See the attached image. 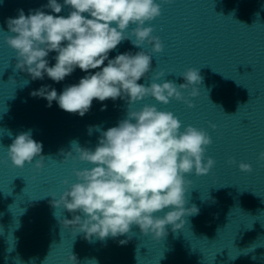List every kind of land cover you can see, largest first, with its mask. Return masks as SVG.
<instances>
[{
  "label": "water",
  "instance_id": "95a60500",
  "mask_svg": "<svg viewBox=\"0 0 264 264\" xmlns=\"http://www.w3.org/2000/svg\"><path fill=\"white\" fill-rule=\"evenodd\" d=\"M157 2L161 15L146 26L154 28L164 50L154 53L151 45L142 46L153 58L152 70L138 83L148 85L163 71L157 83L170 80L179 85L185 82L180 76L188 68H198L203 81L196 86L195 98L189 96L192 86L182 90L195 105L192 108L174 99L161 104L152 97L131 107L139 110L149 104L171 111L182 126L192 125L210 135L205 159H214V167L206 175L193 172L187 177L191 185L185 207L195 205L198 214L185 217L181 230L173 232L167 226L161 240L142 234L138 226L103 241L88 240L84 233L62 226L60 221L71 220L74 214L62 206L54 208L51 195L58 199L66 190L65 179L69 185L76 182L74 169L92 165L72 157L64 161L61 150L71 151L73 141L94 149L101 131L126 118L127 102L93 100L81 117L62 110L56 101L48 107L46 99L33 97L31 93L43 85L59 95L89 73L76 68L57 83L47 75L32 80L16 69L15 51L5 42L11 35L6 20L17 17L19 9L25 15L40 9L48 0H0V264H70L71 252L77 264H264V161L258 160L264 152V0ZM43 10L67 16L70 8L63 7L59 14ZM140 50L125 40L109 59ZM56 55L49 53V66L55 64ZM89 126H94L91 134ZM26 131L43 144L42 169L34 164L17 168L8 159V146ZM230 159L235 163L229 164ZM242 162L252 171H241ZM119 240L127 243L121 245Z\"/></svg>",
  "mask_w": 264,
  "mask_h": 264
},
{
  "label": "clouds",
  "instance_id": "9594fccd",
  "mask_svg": "<svg viewBox=\"0 0 264 264\" xmlns=\"http://www.w3.org/2000/svg\"><path fill=\"white\" fill-rule=\"evenodd\" d=\"M65 6L70 8L67 16L43 10L59 14ZM160 15L161 3L157 0H63V4L48 0L40 9L29 10L27 15L19 9L17 17L6 20L11 35L5 37V42L15 51L16 69L26 72L32 80H43L47 75L58 83L76 68L89 73L59 95L55 88L43 85L31 93L33 97L46 99L48 107L56 101L62 110L81 117L90 110L93 100L119 98L127 102L126 118L101 131L94 149L73 141L71 151L61 150L64 161L72 157L92 165L74 169L76 182L69 185L65 179L66 190L58 199L51 195L54 208L62 206L74 214L71 220L60 221L62 226L75 234L84 233L88 240L115 239L129 234L133 226L156 240L167 235L169 225L173 232L181 230L184 218L199 212L195 205L185 207L191 185L187 177L193 172L206 175L215 165L211 157L205 159L212 139L204 129L182 126L173 112L158 110L154 105L144 104L132 110L133 104L146 97L165 105L174 99L192 108L195 105L182 90L192 86L189 96L199 95L196 86L202 84L203 78L198 68L184 71L180 77L185 82L179 85L170 80L157 83L163 71L156 73L148 85L138 83L152 70L153 58L142 46L151 45L154 53L164 50L161 39L153 35L154 28L146 26ZM125 40L141 50L109 59V53ZM50 52L57 53L52 66L47 59ZM105 61L107 65L103 66ZM95 69L101 70L90 73ZM105 108L106 105L101 110ZM93 127L89 126V134ZM42 151L43 144L26 131L8 146L7 156L14 167L34 164L36 169H42L46 159ZM73 152L77 155L73 156ZM36 157L39 158L33 163ZM258 160L264 161V152L259 153ZM228 163L234 164L235 160ZM239 169L252 171L251 165L243 162ZM119 243L124 245L127 240ZM67 259L77 264L72 252Z\"/></svg>",
  "mask_w": 264,
  "mask_h": 264
}]
</instances>
